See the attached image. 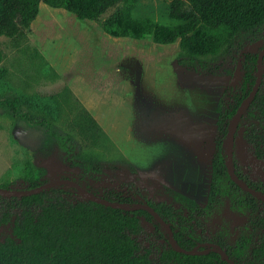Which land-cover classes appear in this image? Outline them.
Returning <instances> with one entry per match:
<instances>
[{"label":"rangeland","instance_id":"1","mask_svg":"<svg viewBox=\"0 0 264 264\" xmlns=\"http://www.w3.org/2000/svg\"><path fill=\"white\" fill-rule=\"evenodd\" d=\"M169 6V0H138L132 15L181 22L169 16ZM110 12L99 20L81 19L41 2L17 36L0 35V98H19L18 113L0 105V183L19 189L28 178L71 177L99 190L130 187L155 202L166 200V185L179 194L178 219L187 229L201 225V238L222 240L244 260L258 238L252 204L244 190L233 187L227 169L214 165L220 105L235 84L233 56H208L216 65L211 73L186 70L176 62L180 39L160 43L151 34L110 35L102 25ZM262 36L264 29L250 40ZM248 40L240 36L242 44ZM59 92L57 107L49 98ZM86 109L114 145L74 123L76 118L93 127ZM68 131L69 141L62 136ZM248 131L264 135L254 105L238 119L232 163L264 190V158L252 153ZM187 203L205 210L195 212ZM18 212L13 208L10 220L0 224V241L12 234ZM138 237L156 260L162 239L146 223Z\"/></svg>","mask_w":264,"mask_h":264},{"label":"trees","instance_id":"2","mask_svg":"<svg viewBox=\"0 0 264 264\" xmlns=\"http://www.w3.org/2000/svg\"><path fill=\"white\" fill-rule=\"evenodd\" d=\"M41 2L64 8L78 18L88 20H99L111 10L102 25L114 36L142 37L151 34L160 43L180 39L183 50L176 62L186 70L213 72L212 67L216 68V65L211 66L206 58L220 52L233 56L234 68L240 60V81L229 87L228 98L221 103L219 110V151L214 165L226 169L227 150L223 139L238 106L255 83L257 57L264 47V36L260 37L261 42L255 47H252V42L259 38L250 40L251 36L264 29V0H169V16L181 21L174 25L158 22L149 16L134 17L132 10L138 0H0V35L17 36L36 17ZM242 35L249 37L244 44L240 41ZM2 58L0 49V61ZM62 93L49 98L57 107L62 103ZM0 105L10 107L14 113L19 112L18 97L0 98ZM253 105L264 119V79L245 111ZM89 112L86 109L85 115L94 128L78 122L76 118L74 123L92 137H96L94 130L99 131L102 142L114 145ZM78 116L81 117V113ZM62 136L69 141L72 133L68 131ZM246 141L257 158H264V135L248 131ZM235 170L241 179L264 192L246 180L237 168ZM75 180L87 190L114 201L128 205L147 203L170 223L176 242L185 249L192 250L204 241L212 242L210 238H201L205 234L201 225L192 230L179 221L182 206L175 202V199H180L179 194L166 185H163L166 200L155 202L130 187L126 190H99L92 183ZM46 181L48 179L28 178L26 186L19 189L33 188ZM232 185L240 188L233 181ZM0 187H9V183L2 182ZM244 193L252 204L254 217L251 222L258 231L249 256L244 260L234 257L225 249L222 240L218 239L216 243L239 264H264V200L246 191ZM74 197L80 198L73 200ZM188 206L198 213L205 210V207L196 204ZM13 208L19 212L12 234L0 241V264H232L210 244L199 246L192 253L178 251L170 244L166 228L147 209L128 210L85 199L69 183H60L20 197L0 195V224L10 220ZM144 223L163 241V248L156 260L150 256V249L139 241L138 235Z\"/></svg>","mask_w":264,"mask_h":264},{"label":"water","instance_id":"3","mask_svg":"<svg viewBox=\"0 0 264 264\" xmlns=\"http://www.w3.org/2000/svg\"><path fill=\"white\" fill-rule=\"evenodd\" d=\"M261 42V39H257L256 41L252 42V47L256 46ZM264 47L259 51L258 57H257V67L258 72L256 76L255 83L253 84L250 92L248 95L241 101L240 105L238 106L235 114L233 115L226 136L223 139V145L226 147L227 150V160H226V169L227 172L231 178V180L236 183L242 190L250 193L252 196L264 200V192L260 191L259 189H256L252 185H250L245 180L241 179L239 174L236 172L233 163H232V156L234 153V141H235V132L238 125V119L243 114L249 103L254 99L256 93L259 90L262 78H263V68H264ZM241 61L239 60L236 64V67L232 74V80L234 82H238L240 80V73H241ZM60 183H69L76 187V189L79 191L82 198L93 200L105 205H109L112 207H119L124 208L128 210H134L138 208H145L147 209L153 216L156 217V219L166 228V230L169 233V241L170 244L175 247L178 251H182L185 253H192L193 251H196L199 246H204L207 244L212 245L213 249L219 253H221L228 261H230L232 264H239L238 262L234 261L229 257V255L224 251V249L220 246V244L215 242H201L196 245L194 249H185L184 247L180 246L174 237V231L170 225V223L160 215L153 207L148 205L147 203H137L134 205H128L126 203H122L119 201H114L111 199H108L106 197H103L101 195L95 194L90 190H87L84 188L80 183H78L75 179L70 177H57L54 179H50L36 187L28 188V189H16L11 187H0V195L4 196H23V195H30L36 192H39L43 189L50 188L51 186L60 184Z\"/></svg>","mask_w":264,"mask_h":264},{"label":"flooded vegetation","instance_id":"4","mask_svg":"<svg viewBox=\"0 0 264 264\" xmlns=\"http://www.w3.org/2000/svg\"><path fill=\"white\" fill-rule=\"evenodd\" d=\"M260 39V38H259ZM255 47V46H254ZM237 64V63H236ZM236 67V66H235ZM235 69V68H234ZM241 70V69H240ZM240 74H242V71H241V73ZM240 78H241V76H240ZM263 79V78H262ZM240 81V80H239ZM238 81V82H239ZM238 82H235V83H238ZM238 126V125H237ZM236 131H237V129H236ZM235 137H236V132H235ZM71 178V177H70ZM204 242H206V241H204Z\"/></svg>","mask_w":264,"mask_h":264},{"label":"crops","instance_id":"5","mask_svg":"<svg viewBox=\"0 0 264 264\" xmlns=\"http://www.w3.org/2000/svg\"><path fill=\"white\" fill-rule=\"evenodd\" d=\"M111 35V34H110Z\"/></svg>","mask_w":264,"mask_h":264}]
</instances>
